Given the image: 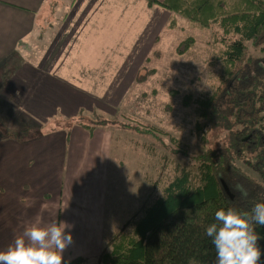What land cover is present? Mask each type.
<instances>
[{
	"label": "rangeland",
	"instance_id": "374dc122",
	"mask_svg": "<svg viewBox=\"0 0 264 264\" xmlns=\"http://www.w3.org/2000/svg\"><path fill=\"white\" fill-rule=\"evenodd\" d=\"M220 1H212L211 8L216 7L217 11ZM61 2L66 8L59 7L58 0L48 3L47 21L39 29L40 35L34 42L21 47L30 52L47 50L41 64L49 67L58 56L63 64L64 56L73 50L80 48L81 52L95 46L94 55L88 53L87 58L93 62L83 71L88 79L87 86L102 95L92 106L94 110L89 118L81 116L65 124L86 123V119L91 124L112 126L109 134L112 168L104 231L107 247L103 244L86 263L103 264L102 257L113 250L114 238L123 230H131L145 209L165 194V188L177 176L188 172L191 183L199 185L202 162L198 161V156L209 150L218 153L232 145L229 129L204 125L196 102L213 94L227 79L230 65L224 53L233 41L241 39V35L233 29L226 32L220 18L202 26L183 13L151 5L148 0ZM106 3L120 9L115 12L108 8L104 12L108 22L100 34L106 33L105 39L90 40L89 34L87 39L80 40L79 33L91 12L99 4ZM186 8L191 9L183 7V10ZM125 14L122 20L120 15ZM139 21L143 26L138 25ZM244 43L250 52L247 56L264 57V51L255 48L253 41L244 40ZM187 44H190L189 49L182 53ZM77 54L72 65L84 64V56ZM21 57L16 53L13 62L4 63L13 67ZM2 70L0 68L1 75ZM149 71L151 73L140 80ZM65 73L66 70L61 72ZM80 82L86 83L83 76ZM7 84L5 80L0 82V135L14 133L23 138L21 135L28 133L32 136L40 128L12 132L18 128V122L16 116L13 118L14 107L4 104L2 99L3 95L7 97ZM187 96L191 100L189 105H185ZM240 128L236 126L235 130ZM262 134L264 136V132ZM242 155L235 165L253 181L263 184L262 175L254 169L257 153L247 150Z\"/></svg>",
	"mask_w": 264,
	"mask_h": 264
},
{
	"label": "crops",
	"instance_id": "0c3cea01",
	"mask_svg": "<svg viewBox=\"0 0 264 264\" xmlns=\"http://www.w3.org/2000/svg\"><path fill=\"white\" fill-rule=\"evenodd\" d=\"M58 1L59 7L66 8ZM51 2L55 0H0V68L4 71L10 67L11 71L5 79L9 84L7 97L3 95L2 99L5 104L14 101L13 118L16 116L18 128L12 132L40 128L38 135L23 138L14 133L0 135V251L37 219L42 224L59 220L73 225V243L64 252L71 262L78 257L88 259L103 244L107 247L104 231L112 126L91 124L86 119V123L65 124L81 116L89 118L92 106L102 95L87 86L83 71L93 62L87 58L94 55L95 46L81 52L80 48L73 50L64 56L63 64L58 56L49 67L41 64L47 50L30 52L22 48L40 35ZM108 8L115 12L120 9L99 4L80 31V40L89 34L90 40L105 39L106 33H100L108 22L104 13ZM125 16L120 15L122 20ZM138 25L143 23L139 21ZM16 53L22 59L13 67L5 65L13 62ZM77 53L86 59L84 64L72 65ZM65 70L67 73L61 74ZM82 76L86 83L80 82Z\"/></svg>",
	"mask_w": 264,
	"mask_h": 264
},
{
	"label": "trees",
	"instance_id": "16d2710c",
	"mask_svg": "<svg viewBox=\"0 0 264 264\" xmlns=\"http://www.w3.org/2000/svg\"><path fill=\"white\" fill-rule=\"evenodd\" d=\"M179 1L148 0L151 5L183 13L202 26L220 18L226 32L233 29L241 35L224 53L230 65L227 79L213 94L196 102L204 125L229 129L232 145L218 153L209 150L198 156L202 162L199 185L191 183L188 172L177 176L131 230L113 237V250L102 257L103 264H215L214 246L204 234L206 226L214 221L215 212L229 205L250 209L264 200V183L253 181L235 165L245 151L257 153L254 169L264 180V57L247 56L250 52L244 43L253 41L255 48L264 51V0H221L217 11L216 7L211 8L214 0ZM189 47L190 44L185 45L181 52ZM10 72L0 74L1 83ZM185 101L189 105L190 97ZM13 104L14 101L10 102ZM236 126L241 128L235 130ZM242 191L247 192L246 197ZM256 231L261 237L258 243L264 249V227L258 226ZM80 261L87 259L78 257L70 264Z\"/></svg>",
	"mask_w": 264,
	"mask_h": 264
},
{
	"label": "clouds",
	"instance_id": "9594fccd",
	"mask_svg": "<svg viewBox=\"0 0 264 264\" xmlns=\"http://www.w3.org/2000/svg\"><path fill=\"white\" fill-rule=\"evenodd\" d=\"M258 226L264 227V200L250 209L232 205L218 209L204 232L214 246L215 264H264ZM72 228L63 221L42 224L37 219L0 251V264H70L64 252L73 243Z\"/></svg>",
	"mask_w": 264,
	"mask_h": 264
}]
</instances>
